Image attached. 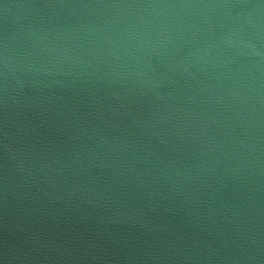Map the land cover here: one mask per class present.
<instances>
[{
    "label": "water",
    "instance_id": "1",
    "mask_svg": "<svg viewBox=\"0 0 264 264\" xmlns=\"http://www.w3.org/2000/svg\"><path fill=\"white\" fill-rule=\"evenodd\" d=\"M0 264H264V0H0Z\"/></svg>",
    "mask_w": 264,
    "mask_h": 264
}]
</instances>
